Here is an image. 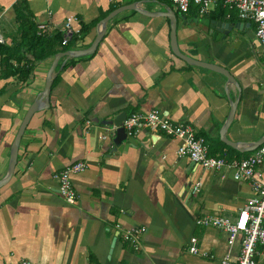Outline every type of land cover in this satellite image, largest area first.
Segmentation results:
<instances>
[{"label": "crops", "instance_id": "1", "mask_svg": "<svg viewBox=\"0 0 264 264\" xmlns=\"http://www.w3.org/2000/svg\"><path fill=\"white\" fill-rule=\"evenodd\" d=\"M22 2L37 29L46 24L51 38L65 39L69 17L76 18L72 36L79 37L82 24L90 29L35 62L26 80L5 71L0 56V181L23 119L55 66L49 100L31 118L13 175L0 187V264L236 262L242 236L231 241L227 232L196 222L208 216L236 221L254 197L251 183L235 180L227 167L207 170L179 156L180 140L144 126L129 135L135 143L115 150L109 133L115 127L107 123L158 109L193 127L210 156L227 162L251 156L264 137V45L255 37L256 24L236 11L237 20L230 22V10L219 18L216 8L204 16L194 7L182 14L167 0H0V44L22 46V64L33 61L16 18ZM119 8L124 10L107 24L91 55L64 56L91 48L100 22ZM212 21L234 27L224 38L214 37ZM172 24L183 54L228 70L234 83L175 56ZM78 162L87 167L72 178L77 201L71 205L60 198L53 175ZM197 182L201 191L193 196ZM131 227L147 228L138 251L122 238ZM194 237L200 254L188 251ZM257 261L264 264V257Z\"/></svg>", "mask_w": 264, "mask_h": 264}, {"label": "built area", "instance_id": "2", "mask_svg": "<svg viewBox=\"0 0 264 264\" xmlns=\"http://www.w3.org/2000/svg\"><path fill=\"white\" fill-rule=\"evenodd\" d=\"M113 1V0H111ZM171 2L182 14H188L191 7L196 8L200 15H209L217 8L220 0H167ZM230 11H236L242 21L256 24L255 37L264 45V0H222ZM76 18L69 17L64 29L66 32L63 45H67L72 38L74 29L72 24ZM39 34L48 31L46 24L38 26ZM79 33V31H77ZM4 40L0 35V43ZM176 56V55H175ZM125 131L130 135L137 128L144 126L153 131H162L167 136L180 140L182 143L178 149V155L187 157L207 170L218 171L227 167L234 172V179L251 183L254 197L251 198L240 210L236 221L227 218L204 217L197 219V225L203 227H215L227 232L231 241L242 236L241 253L234 263L228 258L221 264H258L257 257H264V176L261 168L264 167V144H262L251 156L241 161L227 162L225 159L210 156L209 146L204 138L199 137L190 125L177 124L158 109L147 112H134L122 124ZM83 162L75 163L55 173L53 179L58 183V194L68 204H75L77 192L73 184V176L86 169ZM201 182L195 183L191 188V194L198 196L201 191ZM147 228L131 227L123 230V241L138 251L142 248V239ZM259 248H261L259 250ZM188 251L191 254H200L198 239L192 238ZM16 264H34L23 260Z\"/></svg>", "mask_w": 264, "mask_h": 264}, {"label": "water", "instance_id": "3", "mask_svg": "<svg viewBox=\"0 0 264 264\" xmlns=\"http://www.w3.org/2000/svg\"><path fill=\"white\" fill-rule=\"evenodd\" d=\"M122 10H124V9L119 8V9L113 11L107 18H105L104 20H102L100 22L99 30L97 33V38H96L95 42L93 43V45L91 46V48H89L86 51H70V52L64 53V56L82 57V56L91 55L95 51L97 46L100 44L101 40L103 39L107 24L113 18H115V16H117L119 13H121ZM174 20H175V18H174ZM244 25L245 24H239V25L237 24L235 27L239 28L240 26H244ZM208 26L210 28V30H209L210 33H212L214 37H218V38H224L225 36H227L229 34V31L232 30V28L234 27L228 23L216 22V21L210 22L208 24ZM248 26H250V25H248ZM176 28H177V25L172 24V33H171L172 49H173L174 54L177 57H179L181 60H183L184 62H186L188 64L200 66V67L209 69L211 71H214L216 73H219V74L223 75L228 80L229 83H232L234 81V78H232V76L228 70L220 68L216 65H211V64L196 61L193 58L183 54L176 47V44H177ZM54 69H55V66H53L49 71L46 86H45L44 91L41 94V98L30 107V109L28 110L26 116L24 117L23 122H22V124H21V126L17 132V135L13 141L12 148H11V156H10V164H9L8 172H7L6 178L4 180L0 181V187L3 186L4 184H6L13 175V172L15 170V166L17 163L19 145H20L22 136H23L31 118L33 117V115L35 113H37L40 110H42L43 108H45V104L49 100V96H50V93L52 90V84H53ZM236 105H237L236 102H234L233 105H231V114L229 115V118L226 121V128L227 129H229L230 125L232 124V122L234 120V114H235V110H236L235 106ZM46 107H48V106H46ZM123 121H124V119L122 117H119L117 119H114L112 122L107 123L108 125L115 127V128H113V130H111L109 132L112 136L111 137L112 138V144L115 145V150H117V149L122 150V149H124V147L127 148L128 147L127 145H129V144L131 145V144L135 143V140H133L132 138L129 137V134L125 131L124 127L122 126ZM235 144H237V143H235ZM262 144H264V137L259 142L256 143L257 146L255 148H259Z\"/></svg>", "mask_w": 264, "mask_h": 264}, {"label": "trees", "instance_id": "4", "mask_svg": "<svg viewBox=\"0 0 264 264\" xmlns=\"http://www.w3.org/2000/svg\"><path fill=\"white\" fill-rule=\"evenodd\" d=\"M15 10L17 13L16 18L17 22L19 23V29L21 30V44L26 45L27 48L33 52V61L22 64L23 61H26V58H24V54L22 52L24 49L22 46H16L12 49V47L0 44V56L4 57L5 71L10 69V75L26 80L32 74L34 63L51 57L52 54L56 52V46L61 44L64 38L60 34L52 38L46 33L39 34V30L31 21V16L27 9V5H24L23 2L17 4L15 6ZM191 10L192 7L189 12H191ZM216 10H218L219 18H225L227 12L229 11V9L224 6L222 0H220ZM232 14L233 15H231L229 20L230 22L237 20L235 11H232ZM89 29L90 27L88 25L82 24L79 31V37L86 35ZM78 38L72 36L70 43L71 41L78 40ZM14 60L16 61V65L11 64Z\"/></svg>", "mask_w": 264, "mask_h": 264}, {"label": "rangeland", "instance_id": "5", "mask_svg": "<svg viewBox=\"0 0 264 264\" xmlns=\"http://www.w3.org/2000/svg\"><path fill=\"white\" fill-rule=\"evenodd\" d=\"M172 4V3H171Z\"/></svg>", "mask_w": 264, "mask_h": 264}]
</instances>
